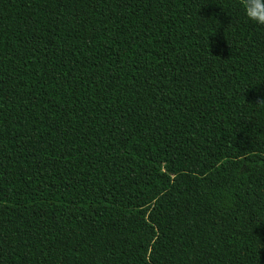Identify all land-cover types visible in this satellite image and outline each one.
<instances>
[{"label":"trees","instance_id":"obj_1","mask_svg":"<svg viewBox=\"0 0 264 264\" xmlns=\"http://www.w3.org/2000/svg\"><path fill=\"white\" fill-rule=\"evenodd\" d=\"M261 99L240 0H0V264H264Z\"/></svg>","mask_w":264,"mask_h":264},{"label":"clouds","instance_id":"obj_2","mask_svg":"<svg viewBox=\"0 0 264 264\" xmlns=\"http://www.w3.org/2000/svg\"><path fill=\"white\" fill-rule=\"evenodd\" d=\"M240 4L247 20L264 27V0H240ZM256 104L264 106V99H261ZM245 165L249 167V165L245 163L242 166V171Z\"/></svg>","mask_w":264,"mask_h":264}]
</instances>
